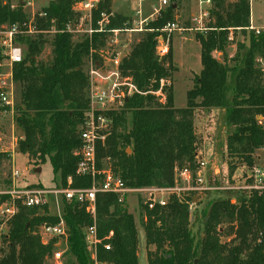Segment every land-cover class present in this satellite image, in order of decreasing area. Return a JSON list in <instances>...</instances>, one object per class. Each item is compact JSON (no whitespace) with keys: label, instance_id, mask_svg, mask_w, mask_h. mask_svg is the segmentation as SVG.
<instances>
[{"label":"trees","instance_id":"obj_1","mask_svg":"<svg viewBox=\"0 0 264 264\" xmlns=\"http://www.w3.org/2000/svg\"><path fill=\"white\" fill-rule=\"evenodd\" d=\"M15 1L12 4L11 0H0V28L27 21L25 0ZM76 1L79 0H50L41 9L45 16L36 18V26L48 30L53 19L55 27L63 29L75 18L72 5ZM111 1L101 2L93 16L102 8L108 9ZM172 1L175 6L170 4L160 16L148 21L120 60L119 69L139 92L129 95L121 108L107 112L111 126L95 146L97 167L109 168L132 188L174 187L178 182L175 175L182 169L191 171L193 177L198 166L193 125L197 107L223 112V126L233 128L226 137L229 156L238 158L239 164L251 166L258 158L255 152L264 149V73L257 63L264 66V29H247L249 0H212L209 29L204 34L195 33L201 69L186 92L184 107L174 106L171 88L162 89L165 103L157 102L150 94L158 89L161 79L168 80L172 69L171 45L161 59L155 54L161 28L176 20L180 0ZM127 20L117 14L109 28H122ZM229 29L248 36L247 43L239 45L233 65L212 55L224 54ZM46 35L20 38L24 57L12 68L17 88L14 122L19 130L18 152L36 163L48 162L52 172L59 173L60 186H65L70 176L73 187H89V177L76 175L78 158L74 154L81 145L79 127L88 109L89 80L83 67L90 48L102 46L106 34L73 40L71 34L56 31L50 40L51 55L42 61L37 57L47 42ZM8 157L0 152V163ZM219 192L222 195L208 200L197 215H191L192 196L180 193L168 194L164 206L155 204L149 209L140 203L145 242L154 246V251L147 254L148 264H264V252L255 241L256 232L264 227V191L249 195ZM61 204L60 217L48 214L46 205L20 206L1 237L0 264H45L56 239L43 244L38 229L41 224L55 225L60 219L66 226V251L74 258L66 264H93L84 235L93 223L92 217L83 204L74 200L63 199ZM196 222L202 227V235L192 231ZM95 223L101 239L96 248L98 261L138 264L136 223L125 202H118L116 194L97 193ZM224 223L227 235L233 236L228 243L220 241ZM109 232L111 236L105 239ZM105 243L110 244L109 250L103 248Z\"/></svg>","mask_w":264,"mask_h":264},{"label":"built area","instance_id":"obj_2","mask_svg":"<svg viewBox=\"0 0 264 264\" xmlns=\"http://www.w3.org/2000/svg\"><path fill=\"white\" fill-rule=\"evenodd\" d=\"M103 1H76L72 5L75 18L68 21L63 29L60 30L55 27L53 19L51 20L52 25L48 30H41L36 26V18L45 16L41 10L32 11L28 15L27 21L23 23H12L0 28V152L7 153L10 157H12L17 147L19 139L14 133L16 93L12 79V68L14 64L20 63L24 57L25 47L20 42V38L33 36L38 33H54L56 31H65L71 34L72 37L81 35V37L91 38L94 34H106L104 44L98 49L90 48L89 55L85 60L86 74L89 80L88 109L85 111L79 127L81 145L74 152L78 158L76 175L89 177L91 179L90 186L73 187L70 176L67 177L65 186L54 189L25 184L21 182L20 173L14 167L11 169L7 180H0V231L3 227L8 229L9 221L20 206L42 208L46 205L48 207L52 198L56 201V205L63 199L66 201L74 200L83 204L85 212L93 219L92 225L87 227L84 233L86 248L90 253L93 264H97L96 248L101 243V239L97 236L95 223V196L97 193L116 194L120 203H126V199L131 194L142 196L145 194L144 204L151 209L155 204L164 206L168 194L177 191L175 186L161 188L128 187L109 168H98L95 157L96 143L104 139L105 133L111 126V118L107 112L121 108L125 98L134 92H139L131 78L123 75L119 69L120 60L124 56L122 51L116 48L108 50V46H118L119 35L122 32H143L148 18L152 20L157 18L166 7L170 4H175V2L172 0H123L127 4L132 1L131 3L135 8V18L131 22L126 21L122 28H109L116 15L111 5L108 9L102 8L99 10L96 17L93 16V11ZM146 1L151 3L148 13H145L144 8ZM211 2L212 0H198L197 15H193L190 19L195 25L194 29L200 31L199 33L204 34L209 29L207 26L208 21L205 23L204 19H208ZM25 4L31 5V2L25 0ZM191 29L192 27L190 26H179L176 20L167 22L156 38L155 54L157 58L161 59L167 55L172 33L182 34V32ZM247 29L259 31V29L252 26L251 22ZM227 40H232V29H229ZM214 53L216 52H213L212 55ZM94 55L97 58H94ZM167 82V80L161 79L159 89L161 90L164 86H167ZM155 93L156 91L150 92L152 95ZM6 144H10V147H7ZM198 166H204V162L200 158L198 159ZM178 174L182 179H187L191 175L188 169H182L178 171ZM198 181L201 182V179H198ZM223 181L224 186H211L204 189H221L230 192L241 191L245 192V195H249L253 191H264V161L261 164L254 163L251 166H243L239 172H235V176L231 177V182L226 178V175L223 176ZM57 215L60 217L59 212ZM39 228L38 234L43 244L47 243L49 239H56L51 259L54 264H63L64 249L61 247L65 245L67 236L64 221L60 219L55 225L41 224ZM110 236L111 232L105 239ZM255 241L261 245L264 252V227L256 232ZM103 248L109 250L110 244H103Z\"/></svg>","mask_w":264,"mask_h":264},{"label":"rangeland","instance_id":"obj_3","mask_svg":"<svg viewBox=\"0 0 264 264\" xmlns=\"http://www.w3.org/2000/svg\"><path fill=\"white\" fill-rule=\"evenodd\" d=\"M31 2V5H24V12L29 15L32 11L36 12L41 10L44 6L48 4L50 0H27ZM132 2V1H131ZM127 4L123 0H116L111 2V8L115 10L116 15H123L131 22L134 17V5L132 3ZM250 2V17L251 24L254 28L264 29V0H249ZM12 4H15V0H11ZM198 0H180L179 6L177 9L176 22L179 26H190L191 30L182 32V34L172 33L170 37L171 45V66L170 76L168 77L167 88H171L173 95V104L176 108L184 107L186 104V92L192 88L194 84L195 77L199 74L201 69L200 64V44L195 38V33L200 32L195 30V25L190 21L191 17L197 15L198 12ZM150 2L146 1L144 8L145 13L150 11ZM147 11V12H146ZM152 19L148 18L145 23ZM209 19H204V22L207 23ZM139 34L138 33H128L122 32L119 35L118 46L109 47L108 50L120 49L123 55L127 54L131 50L132 44L137 41ZM81 37L78 35L72 37L73 40ZM47 42L43 46L42 52L37 57L38 60L46 61L50 57L51 45L50 40L52 38V33H47L46 35ZM248 36L240 32V30H232V40H227V45L225 47L224 54L223 52L214 53V57L219 61H225L228 65H233L235 62L233 58L236 57L238 53L239 45L247 43ZM106 45V43H105ZM107 49V48H105ZM225 57V58H224ZM259 61V60H258ZM258 66L262 67L264 73V66L260 63ZM83 70L86 72V65H84ZM264 84V83H263ZM161 86V85H160ZM158 87L156 93L153 95L154 99L159 103H165V94L164 91ZM15 93L17 91L16 85H14ZM152 95V94H151ZM232 96V92L229 91L228 98ZM258 120H261V116H257ZM127 124L130 121V117L127 116ZM194 131L196 136V152L197 158L201 159L204 162V166H197L194 171V175H191L187 179H182L179 176L178 172L175 175V178L178 182L175 184L177 191L170 193H178L185 196H192L191 200V215H197V212L200 210L205 203L212 199L215 196L222 195L219 191L226 190H205V187H221L224 186L223 176L226 175V178L231 182V177L235 176V172H239L244 164H239L238 158H233L229 156V152L226 146V137L233 129L226 128L223 126V112L220 109H203L200 107L195 108L194 110ZM7 131V130H6ZM15 135L18 136L19 130L15 126ZM8 134V133H7ZM8 136V135H7ZM7 147H10V144H6ZM129 152V151H127ZM258 155L256 158V164H261L264 161V149H260L255 152ZM253 165V164H252ZM234 166V167H233ZM16 168L20 173V179L22 183L37 185L45 188H58L60 187V176L59 173L54 174L52 172L51 166L48 162L45 163H36V160L18 152V147L15 148L12 157L4 159L0 163V180L5 181L9 178L12 168ZM233 167V169L231 168ZM39 168V170H37ZM232 169V170H231ZM246 169V168H244ZM244 172V170H243ZM201 179V182L198 181ZM197 187V188H196ZM239 192L241 191H231ZM169 193V195H170ZM247 193V192H246ZM146 199L145 194L137 195L131 194L126 199V206L128 212H130L136 223L137 236H138V245H137V256L138 264H148L147 254L148 252L154 251L153 245H146L143 231V209L140 203H144ZM140 200V201H139ZM143 200V202H142ZM51 201V200H50ZM198 201L197 203H195ZM231 203H234L235 200L232 198ZM56 201L53 200L48 206V214L57 215L58 212L61 214L62 204L61 201L56 205ZM192 219V218H191ZM192 231L195 234L202 235V227L199 222L194 223L192 226ZM224 233L220 236L221 242L228 243L232 240L233 236L227 235V224H222ZM40 231V228L38 229ZM7 232L5 227L0 231V247L2 245L1 237L4 233ZM59 245V244H57ZM64 249L63 254V264L67 262L74 261V258L66 251L65 245L61 247ZM45 264H54L51 256L46 258ZM97 264H112L108 262H100L97 260Z\"/></svg>","mask_w":264,"mask_h":264},{"label":"water","instance_id":"obj_4","mask_svg":"<svg viewBox=\"0 0 264 264\" xmlns=\"http://www.w3.org/2000/svg\"><path fill=\"white\" fill-rule=\"evenodd\" d=\"M172 6H175V4L173 3V4H172ZM124 100L126 101V100H127V98H125ZM127 151H129V150H127ZM37 170H39V168H37Z\"/></svg>","mask_w":264,"mask_h":264},{"label":"crops","instance_id":"obj_5","mask_svg":"<svg viewBox=\"0 0 264 264\" xmlns=\"http://www.w3.org/2000/svg\"><path fill=\"white\" fill-rule=\"evenodd\" d=\"M113 1H115L116 2V0H113ZM177 17V16H176ZM250 20H251V17H250Z\"/></svg>","mask_w":264,"mask_h":264}]
</instances>
